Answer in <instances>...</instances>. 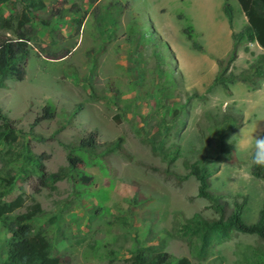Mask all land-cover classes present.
Instances as JSON below:
<instances>
[{
    "label": "rangeland",
    "instance_id": "374dc122",
    "mask_svg": "<svg viewBox=\"0 0 264 264\" xmlns=\"http://www.w3.org/2000/svg\"><path fill=\"white\" fill-rule=\"evenodd\" d=\"M43 3L44 9L28 10L33 19L22 28L29 51L24 79L7 81L0 89V113L16 129L9 155L0 142V198L9 188L24 200L22 208L0 222V263L16 253L3 226L22 223V214L38 204L40 214L28 222L31 234L39 229L46 233L58 264H129L137 246L195 264L187 244L171 234L174 223L193 214L206 219L214 214L207 201L196 197L191 176L176 184L162 171L183 176V160L210 157L215 145L206 114L218 118L226 110L242 117V127L230 138L239 164H217L209 191L229 204L246 197L242 220L255 222L264 210V182L249 174L251 148L245 139L264 130V82L255 91L240 82L229 85V95L218 86L206 91L217 71L215 60L230 48V34L246 25L236 0ZM224 3L230 8V26ZM25 9L19 0L0 6L4 17L13 18V28ZM0 33L14 38L11 30ZM64 51L63 58H56ZM262 53L255 42L242 40L230 71L238 73ZM47 109L52 119L32 126ZM91 131L99 143L120 137L132 161L99 148L83 156L86 168L70 169L62 145H75ZM151 145L159 146L156 152ZM173 148V162L161 159L160 149L163 154ZM38 164L64 178L52 190L36 193ZM81 173L92 182L80 184ZM262 248L264 242L256 236L232 233L203 264H253V251Z\"/></svg>",
    "mask_w": 264,
    "mask_h": 264
},
{
    "label": "trees",
    "instance_id": "16d2710c",
    "mask_svg": "<svg viewBox=\"0 0 264 264\" xmlns=\"http://www.w3.org/2000/svg\"><path fill=\"white\" fill-rule=\"evenodd\" d=\"M8 0H0V6L7 3ZM23 4V10L16 27L13 28L11 16L4 17L0 11V30H11L14 38H9L0 33V89L6 88V82H21L25 76V70L28 59V40L22 28L29 25L32 17L29 14L30 9H44L43 0H19ZM240 10L246 20V25L240 31L230 34V48L226 52L223 59H216L217 71L215 72L206 91L212 87L218 86L225 95L230 94L229 85L234 82H240L250 91L258 90L260 84L264 82V0H236ZM222 11L226 16L228 26L231 22V13L229 6L224 3ZM61 18V17H59ZM108 21L111 19H107ZM187 40L190 36L186 30L182 31ZM245 40L246 42H255L263 51L262 54L250 62L246 68L234 74L230 71L233 62L237 57L238 44ZM65 51L56 58H63ZM193 98L203 100L204 96L192 95ZM52 113L43 110L41 115L35 117L32 126L43 120L52 119ZM209 122V131L214 139L213 154L207 159L195 160L193 162L182 161V167L187 171L186 175H178L172 171H162L166 178H172L176 184L185 180L186 176H191L197 182L196 197L204 199L208 203V208L214 214V217L206 219L199 214H193L190 218L183 219L172 229V235L182 239L188 246L190 256L195 264H203L209 257L215 253L216 245L227 239L232 233L254 235L257 239L264 242V210L258 212L257 218L253 223H245L242 220L243 209L246 204V197H241L238 202L235 199L230 204L223 200L220 194L209 191V177L215 172V166L221 162L231 165H238L239 161L233 154V147L230 138L242 127V117L240 114L230 110L224 111L218 118L210 114H206ZM16 129L13 121H9L0 113V142L6 146L3 154L9 155L11 147L16 142ZM264 134V130L262 132ZM122 139L115 138L111 142L99 143L97 134L91 131L79 138L75 145H62L67 150V163L70 169H84L86 165L83 156L89 155L99 148H103L106 152L117 154L123 160L131 162V156L121 146ZM161 145V141L158 142ZM151 145L152 152H156L158 148ZM81 152L80 155L73 154V150ZM161 159L171 163L177 156V149H167L162 154ZM85 156V157H86ZM251 159V155L249 160ZM31 162L29 159H26ZM96 163L92 159V164ZM144 166L141 163H136ZM38 193L40 188L53 189L54 184L64 178L63 173L57 171L55 173H46L44 167L40 164L36 165ZM152 172H158L154 167H148ZM249 174L253 179L264 182V168L249 167ZM79 182L82 185H88L92 182L91 176L81 173ZM10 189L3 191L0 198V222L11 214L13 211L23 207L24 200L20 194L15 196L10 194ZM40 214L38 204H32L27 211L22 214V223H8L7 229L11 237L14 239L15 256L10 259L7 257L0 264H58L57 257H51V243L48 236L42 229L31 234L32 226L28 223L31 218ZM54 223V219H50V224ZM253 264H264V248L253 251ZM129 264H190L185 258L173 259L167 253L156 252L152 254L150 247L137 246L129 258Z\"/></svg>",
    "mask_w": 264,
    "mask_h": 264
},
{
    "label": "clouds",
    "instance_id": "9594fccd",
    "mask_svg": "<svg viewBox=\"0 0 264 264\" xmlns=\"http://www.w3.org/2000/svg\"><path fill=\"white\" fill-rule=\"evenodd\" d=\"M245 143L251 148L250 166L264 168V134L253 135Z\"/></svg>",
    "mask_w": 264,
    "mask_h": 264
},
{
    "label": "crops",
    "instance_id": "0c3cea01",
    "mask_svg": "<svg viewBox=\"0 0 264 264\" xmlns=\"http://www.w3.org/2000/svg\"><path fill=\"white\" fill-rule=\"evenodd\" d=\"M177 66H178V68H180V70L182 71V69H181L180 65L178 64V61H177Z\"/></svg>",
    "mask_w": 264,
    "mask_h": 264
}]
</instances>
